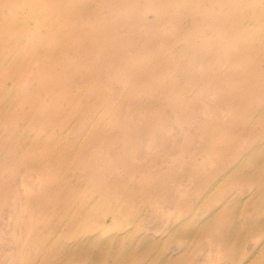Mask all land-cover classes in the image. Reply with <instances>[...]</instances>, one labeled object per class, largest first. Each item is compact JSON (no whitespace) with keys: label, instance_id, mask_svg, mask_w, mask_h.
<instances>
[{"label":"rangeland","instance_id":"1","mask_svg":"<svg viewBox=\"0 0 264 264\" xmlns=\"http://www.w3.org/2000/svg\"><path fill=\"white\" fill-rule=\"evenodd\" d=\"M149 1L0 0V264H264V0Z\"/></svg>","mask_w":264,"mask_h":264},{"label":"bare ground","instance_id":"2","mask_svg":"<svg viewBox=\"0 0 264 264\" xmlns=\"http://www.w3.org/2000/svg\"><path fill=\"white\" fill-rule=\"evenodd\" d=\"M187 3V6L189 7L188 9H187V11H189V9H190V11H193L194 9H192L191 7V5L192 4H196V5H198L199 3L196 1V0H150L149 1V5H150V8L151 9H153L154 10V12H155V14H156V16L158 17V21L160 22V21H164V20H166V18L169 16V17H171L174 13H176V4H186ZM102 11V10H101ZM178 12L179 13H181L180 15H181V17H182V15H183V13H184V11L182 12V11H180V9L178 10ZM196 12H199L200 14H203L204 13V11L203 10H199V9H197L196 10ZM175 15V14H174ZM178 18V17H177ZM172 20V19H171ZM178 20V19H177ZM176 20V21H177ZM182 21V20H181ZM180 21V22H181ZM168 22V21H167ZM164 23V22H163ZM166 23V22H165ZM183 23V22H182ZM221 23H223V21L221 22ZM48 26H50V23H48ZM91 26H92V24H91ZM101 26H103V25H100V27ZM182 26V25H181ZM188 26V25H187ZM99 27V28H100ZM143 27V26H142ZM168 27V26H167ZM190 27V26H189ZM189 27H187V28H189ZM52 28V30H57L58 28H56V27H54V26H52L51 27ZM144 28V27H143ZM169 28V27H168ZM185 28V27H184ZM191 29V28H190ZM142 30V29H141ZM174 30V29H173ZM178 30V29H177ZM187 30V29H186ZM189 30V29H188ZM145 31V30H144ZM165 31V30H164ZM163 31V32H164ZM176 31V30H175ZM201 31V30H200ZM180 32V31H179ZM189 32V31H188ZM100 33H102V32H100ZM139 33H141V32H139ZM167 33V32H166ZM165 33V34H166ZM98 35H100L99 33H97ZM103 34V33H102ZM124 34H126V32L124 33ZM163 34V33H162ZM164 34V35H165ZM176 34V33H175ZM163 35V36H164ZM170 35V34H169ZM185 35H187V34H185ZM70 36V33L68 34V37ZM140 36V35H139ZM162 36V38L160 39L162 42L161 43H163L164 42V44L165 45H170V44H175L176 43V41L174 42V37L175 36H173V35H171V36H173V37H171V38H169V39H166L165 37H163ZM157 38V37H156ZM177 38V37H176ZM179 38V37H178ZM238 38H239V36L237 35L236 36V40H238ZM179 40V39H178ZM79 41V40H78ZM159 41V40H158ZM166 42V43H165ZM179 42V41H178ZM160 43V44H161ZM87 45H88V43H87ZM171 45V46H172ZM85 47H87V46H85ZM167 47H169V46H167ZM231 47L233 48V46L231 45ZM234 47L235 48H237L236 47V45H234ZM43 50L42 49H39L38 51H37V53L38 52H42ZM89 51V50H88ZM196 52V51H195ZM50 57H49V61L50 62H54L53 61V59H54V57H56L55 55H54V53H53V51H50ZM196 54V53H195ZM58 56V55H57ZM103 57V56H102ZM158 58V57H157ZM156 58V59H157ZM61 60H63V58H61ZM69 60V59H68ZM135 61V60H134ZM65 62V61H64ZM68 62V61H67ZM70 62V61H69ZM136 62V61H135ZM63 63V62H62ZM76 63V62H75ZM131 63L133 64V62L131 61ZM79 64V62H77V65ZM90 64V63H89ZM135 64V63H134ZM133 64V65H134ZM65 66V65H64ZM93 66H94V64H93ZM97 66V65H96ZM95 66V67H96ZM103 66V65H102ZM156 66V65H155ZM160 66V65H159ZM94 67V68H95ZM152 67H154V65L152 66ZM161 67L162 66H160V69H161ZM116 68H118V67H116ZM138 68V67H137ZM163 68V67H162ZM105 69V68H104ZM140 69V68H139ZM142 69V68H141ZM158 70V69H157ZM117 71H118V69H117ZM163 71V70H162ZM140 72V74H141V71H139ZM157 72V71H156ZM81 74V73H80ZM135 73H133V75H134ZM155 74V73H154ZM84 74H82V76H83ZM145 75V74H144ZM147 75V74H146ZM149 75V74H148ZM151 75V74H150ZM135 76H136V74H135ZM142 76V75H141ZM79 77V76H78ZM81 77V76H80ZM99 77H100V75H99ZM127 77V76H126ZM137 77V76H136ZM142 78L144 79V77L142 76ZM146 78V77H145ZM81 79V78H80ZM129 79V78H128ZM141 80V79H140ZM144 80H146V79H144ZM88 81V80H87ZM135 81L133 80V83H134ZM77 83V82H76ZM217 83V82H216ZM91 84V83H90ZM142 84V83H141ZM218 85H219V83H217ZM217 84H213V86L215 85V86H218ZM136 85V84H135ZM139 85V84H138ZM91 86V85H90ZM90 86H89V88H90ZM96 87V86H95ZM99 87V86H98ZM139 87H140V85H139ZM170 87H175V85H173V86H171L170 85ZM94 88V87H93ZM83 90V89H82ZM156 93H157V91H156ZM249 96V95H248ZM262 96V95H261ZM260 96V97H261ZM261 99V98H260ZM259 99V100H260ZM236 100V99H235ZM258 100V101H259ZM166 102V101H165ZM238 102V101H237ZM246 102V101H245ZM248 102V101H247ZM251 102V101H250ZM239 103V102H238ZM134 106H135V108L136 109H138V110H141L142 111V108H143V104L142 103H140V101L139 102H137V101H135L134 102ZM145 104V103H144ZM156 104H158V103H156ZM249 104V103H248ZM147 105V104H146ZM163 105V104H162ZM165 105V104H164ZM246 105V104H245ZM253 104H251V106H252ZM147 106H149V104L147 105ZM159 106V105H158ZM261 107L260 108H262V112L264 113V105H260ZM17 107V106H16ZM247 108H249V106H246ZM12 108H13V106H12ZM251 108H253V107H251ZM13 109H15V108H13ZM153 109V108H152ZM161 109V108H160ZM159 109V110H160ZM148 110H149V108H148ZM258 110V109H257ZM13 111V110H12ZM157 111V110H156ZM163 111V110H162ZM143 112H144V110H143ZM159 112V111H158ZM147 113V112H146ZM176 113H177V115H178V110H176ZM8 114V113H7ZM150 115V114H149ZM24 116V115H23ZM55 116V115H54ZM71 116V115H70ZM151 116V115H150ZM12 117V116H11ZM25 117V116H24ZM24 117H22V118H24ZM148 114L146 115V120H149L148 119ZM22 118H20L19 120H21ZM70 118V117H69ZM152 118V117H151ZM67 119V118H66ZM71 119V118H70ZM264 119V118H263ZM65 120V119H64ZM100 119H97V121H99ZM42 121V120H41ZM96 121V122H97ZM37 122V121H36ZM101 122V121H100ZM145 122H148V121H145ZM38 123H40V122H38ZM42 123V122H41ZM65 123V122H64ZM67 123V122H66ZM242 123V122H241ZM241 123H239L240 125H241ZM148 125H149V123H147ZM259 124V123H258ZM257 124V125H258ZM40 125V124H39ZM143 125H145V124H143ZM243 125V124H242ZM116 126V125H115ZM239 126V125H238ZM257 127V126H256ZM225 128V127H224ZM231 128V127H230ZM233 128V127H232ZM228 129V128H227ZM196 130V129H195ZM213 130V129H212ZM221 130H223L222 128H221ZM226 130V129H225ZM253 130V129H252ZM234 131V130H233ZM100 131H98V133H99ZM139 132V131H138ZM140 132H141V130H140ZM209 132V131H208ZM210 132H211V130H210ZM227 132V131H226ZM229 132V131H228ZM237 132V131H236ZM106 133V132H105ZM111 133V132H110ZM212 133V132H211ZM215 133V132H214ZM235 133V132H234ZM107 134V133H106ZM118 134V133H117ZM216 134V133H215ZM112 135V134H111ZM189 135V134H188ZM195 135H196V133H195ZM207 135V134H206ZM97 138H98V136H96ZM119 137V136H118ZM128 137H129V135H128ZM188 137V136H187ZM196 137V136H195ZM207 137V136H206ZM205 137V138H206ZM250 137V136H249ZM122 138V137H121ZM124 138V137H123ZM130 138V137H129ZM189 138H191V137H189ZM188 138V139H189ZM102 139V138H101ZM156 139V138H155ZM175 139H177V138H175ZM174 139V140H175ZM94 140V139H93ZM96 140V139H95ZM123 140V139H122ZM124 140H126L125 138H124ZM154 140V139H153ZM97 141V140H96ZM117 141V140H116ZM178 141V140H177ZM186 141V140H185ZM188 141V140H187ZM189 141H191V140H189ZM95 142V141H94ZM151 142V141H150ZM149 142V143H150ZM171 142V141H170ZM192 142V141H191ZM205 142V141H204ZM97 143H98V141H97ZM104 143H105V141H104ZM122 143H123V141H122ZM152 143V142H151ZM174 143V142H173ZM260 144V143H259ZM258 144V145H259ZM104 145V144H103ZM125 145V144H124ZM151 145V144H150ZM244 145V144H243ZM254 145H256V144H253V146ZM111 146V145H110ZM176 146V145H175ZM250 146H252V145H250ZM252 146V147H253ZM262 146V145H261ZM212 148V147H211ZM242 148V147H241ZM256 148V147H255ZM255 148L253 149L254 151H255ZM257 148H258V146H257ZM264 148V147H263ZM262 148V149H263ZM77 149V148H76ZM168 149H172V147L170 148H168ZM191 149V148H190ZM201 149V148H200ZM218 149V148H217ZM180 150V149H179ZM198 150V149H197ZM222 150V149H221ZM241 150V149H240ZM239 150V151H240ZM248 150V149H247ZM264 150V149H263ZM143 151V150H142ZM173 151V150H172ZM175 151H177L176 149H175ZM183 151V150H182ZM212 152H213V150H211ZM238 151V152H239ZM260 151H261V149H260ZM73 152H75V150L73 151ZM141 152V151H140ZM215 152H216V150H215ZM222 152V151H221ZM220 152V153H221ZM233 152V151H232ZM231 152V153H232ZM256 152V151H255ZM199 153V152H198ZM208 153H210V152H208ZM231 153H228V154H230L231 155ZM237 153V152H236ZM71 154H73V153H71ZM139 154V153H138ZM217 154V153H216ZM243 154H245V151H244V153ZM256 155V154H255ZM111 156V155H110ZM154 156V155H153ZM156 156V155H155ZM158 156V155H157ZM198 155H196V157H197ZM225 156V155H224ZM120 157V156H119ZM195 157V156H194ZM121 158H122V155H121ZM135 158V157H134ZM140 158H141V156H140ZM236 158V157H235ZM153 159H154V157H153ZM157 159H160V158H157ZM164 159V158H163ZM162 159V160H163ZM192 159H193V157H192ZM225 159V158H224ZM224 159H223V162H224ZM156 160V159H155ZM161 160V159H160ZM191 160V159H190ZM197 160H198V158H197ZM121 161V160H120ZM153 161V160H152ZM187 161V160H186ZM192 162H194L193 160H191ZM222 162V163H223ZM154 163V162H153ZM151 164V166L152 165H154V164ZM158 163V162H157ZM204 163V162H203ZM225 163V162H224ZM161 164V163H160ZM193 164V163H192ZM199 164V163H198ZM201 164V163H200ZM149 165V164H148ZM157 165V164H156ZM184 165V164H183ZM223 167L225 166V165H223V164H221ZM166 166V165H165ZM193 166V165H192ZM195 166V165H194ZM161 166H159V168H160ZM181 167V166H180ZM197 167H198V165H197ZM225 167H227V166H225ZM230 167H231V165H230ZM238 167V166H237ZM158 168V169H159ZM165 168V167H164ZM183 168V167H182ZM201 168H203L202 166H201ZM221 168V167H220ZM220 168H218V170L220 169ZM264 168V167H263ZM171 169V168H170ZM169 169V170H170ZM173 170H174V168H172ZM190 170H191V168H189ZM197 169V168H196ZM217 169V168H216ZM85 170V169H84ZM83 170V171H84ZM184 170H186V169H184ZM201 170V169H200ZM203 170V169H202ZM86 171H87V169H86ZM89 171V170H88ZM91 171V170H90ZM161 171V170H160ZM177 171V170H176ZM204 171H205V169H204ZM224 171H226L225 169H224ZM163 172V171H162ZM184 172V171H183ZM186 172H187V170H186ZM198 172H200V171H198ZM218 172V171H217ZM217 172H216V174H217ZM251 172V171H250ZM88 173V172H87ZM151 173H153V171L151 172ZM176 173V172H175ZM181 173V172H180ZM185 173V172H184ZM189 173H191V172H188L187 174H189ZM214 173H215V171H214ZM219 173V172H218ZM84 174H85V172H84ZM90 174V172L88 173V175ZM159 174V173H158ZM166 174V173H165ZM168 174V173H167ZM174 174V173H173ZM173 174H172V172H171V175L173 176ZM200 173H198V175H199ZM206 173H204V175H205ZM255 174V173H254ZM259 174V173H258ZM87 175V176H88ZM175 175V174H174ZM182 175V174H181ZM201 175V174H200ZM213 175V174H212ZM257 175V174H256ZM171 176V177H172ZM182 176H184V175H182ZM223 176V175H222ZM262 176V175H261ZM200 177V176H199ZM204 177V176H203ZM202 177V179H204ZM208 178V177H207ZM216 178V177H215ZM219 178H221V177H219ZM180 179V178H179ZM183 179V178H182ZM261 179H263V178H261ZM240 180H242V179H240ZM175 182H177L176 180H175ZM174 182V183H175ZM179 182H181V181H179ZM216 182V181H215ZM222 182V181H221ZM173 183V182H172ZM178 183V182H177ZM200 183V182H199ZM212 183V182H211ZM214 183V182H213ZM261 183H262V180H261ZM176 184V183H175ZM174 184V185H175ZM234 184V183H233ZM232 184V185H233ZM259 184H260V182H259ZM157 185V184H156ZM177 185V184H176ZM175 185V186H176ZM264 185V184H263ZM140 186V185H139ZM177 186H179V185H177ZM202 186V185H201ZM141 187V186H140ZM163 187V186H162ZM179 187H181V186H179ZM154 189H156V188H154ZM161 189V188H160ZM177 189H178V187H177ZM150 190V189H149ZM197 190H199V189H197ZM258 190V189H257ZM151 191V190H150ZM152 191H154V190H152ZM208 191H209V189H208ZM156 192V191H155ZM167 192H169V191H167ZM173 192H175V191H173ZM195 192V191H194ZM259 192V191H258ZM163 193V192H162ZM158 194V193H157ZM159 194H160V192H159ZM167 194H170V192L169 193H167ZM259 194V193H258ZM154 195H156L155 193H154ZM153 195V196H154ZM162 195V194H161ZM160 195V196H161ZM191 195V194H190ZM151 196V195H150ZM173 196V195H172ZM177 196V195H176ZM188 196V195H187ZM195 196H197V195H195ZM166 196H164V198H165ZM174 197V196H173ZM150 198V197H149ZM163 198V197H162ZM163 198V199H164ZM171 199V198H170ZM176 199V198H175ZM175 199H174V201H175ZM159 201V200H158ZM157 201V202H158ZM163 201V200H162ZM174 201H173V203H174ZM147 202V201H146ZM160 202V201H159ZM170 202H171V200H170ZM172 203V204H173ZM166 204H168V203H166ZM147 206H148V204H147ZM153 215H154V213H153ZM158 220V219H157ZM230 220V219H229ZM232 220V219H231ZM155 221V220H154ZM257 221V220H256ZM231 222V221H230ZM230 222H228V223H226V224H229ZM173 228H176V227H173ZM221 234V233H220ZM220 236V235H219ZM218 236V237H219ZM94 237V236H93ZM92 237V238H93ZM91 237L90 238H85L83 241H79L80 242V244H82V246H85L86 244H87V242H89V240H91L92 239ZM98 238V237H97ZM220 238H222L221 236H220ZM219 238V239H220ZM94 239V238H93ZM117 239V238H116ZM120 240V239H119ZM99 241V240H98ZM101 241H103V240H101ZM221 241H222V239H221ZM78 242V241H77ZM220 242V241H219ZM91 243V242H90ZM141 243V242H140ZM264 243V242H263ZM92 244V243H91ZM94 244H97V240H95V243ZM99 244V243H98ZM146 244V243H145ZM104 245H105V243H104ZM263 245V244H262ZM93 246V245H92ZM263 248V247H262ZM90 251V250H89ZM87 253H88V251H87ZM91 253V252H90ZM82 254V253H81ZM85 255H86V253H84ZM83 254V255H84ZM89 254V253H88ZM254 256V255H253ZM172 257V256H171ZM251 260V259H250ZM249 260V261H250ZM142 261V260H141ZM261 262V261H260ZM136 262H134V264H135Z\"/></svg>","mask_w":264,"mask_h":264}]
</instances>
